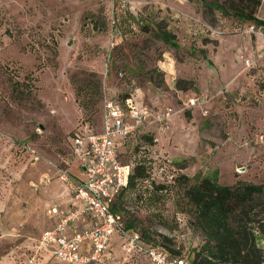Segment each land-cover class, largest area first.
<instances>
[{
    "label": "rangeland",
    "instance_id": "1",
    "mask_svg": "<svg viewBox=\"0 0 264 264\" xmlns=\"http://www.w3.org/2000/svg\"><path fill=\"white\" fill-rule=\"evenodd\" d=\"M256 17L264 20V0ZM162 30L178 49L160 39ZM179 80H190L184 95ZM125 94L173 111L166 132H151L153 146L136 135L120 148L123 163H144L149 174L119 203L137 232L191 264L204 243L184 197L194 176L264 184V28L201 0H0V264H28L47 209L68 199L56 177L68 137L83 125L100 131L105 98ZM70 169L81 173L76 162ZM181 174L190 181L178 184ZM261 200L251 222L259 231ZM255 236L264 264V236ZM119 242L114 235L115 254ZM44 263L64 264L51 255L35 264Z\"/></svg>",
    "mask_w": 264,
    "mask_h": 264
},
{
    "label": "built area",
    "instance_id": "2",
    "mask_svg": "<svg viewBox=\"0 0 264 264\" xmlns=\"http://www.w3.org/2000/svg\"><path fill=\"white\" fill-rule=\"evenodd\" d=\"M197 101L191 98L187 104L193 107ZM103 109L100 131L83 125L68 137L69 156L56 167L68 203L47 209L53 224L39 236L28 264H35L42 252L64 264H128L138 256L149 264H188L160 244L146 242L139 232L125 230L112 210L133 168V162L121 160L122 143L153 130L166 132L172 109L154 108L133 96L105 98ZM25 149L33 153L29 147ZM74 162L80 174L71 172ZM114 235L120 239L117 254H112L110 246Z\"/></svg>",
    "mask_w": 264,
    "mask_h": 264
},
{
    "label": "trees",
    "instance_id": "3",
    "mask_svg": "<svg viewBox=\"0 0 264 264\" xmlns=\"http://www.w3.org/2000/svg\"><path fill=\"white\" fill-rule=\"evenodd\" d=\"M207 7L220 10L223 14L231 11L232 15L242 21L253 23L256 26L264 28V21L256 17L257 9L262 0H227L219 4L215 0H201ZM147 27L142 26L146 32ZM160 39L173 49H178L177 38L174 34L167 31H159ZM203 55V54H202ZM190 80H179L176 89L186 91L189 88L184 87ZM18 83L14 84L13 90H18ZM16 88V89H15ZM77 95L75 94L77 103ZM128 94L120 96L123 100ZM80 108L85 110V106L77 103ZM139 140L142 144L153 146L155 138L153 134H139ZM139 146V145H138ZM167 165L171 161L166 160ZM180 165V166H179ZM170 166V165H169ZM179 169H185L187 163L177 164ZM147 167L144 163L134 164L127 185L122 190L117 200L112 206L113 212L120 217V221L125 230H135L133 220L124 221L121 214L120 201L127 190H132L139 186L140 182L148 178ZM190 178L181 174L176 178L178 184H186ZM156 190L164 189L163 185L155 186ZM184 197L194 208V222L200 230L204 241L200 250L196 251L191 264H261L262 254L255 235L264 236V216L260 222L262 225L260 231L251 226L255 220V210L262 204L264 198V184H255L247 181H237L231 186L219 185L215 178L194 176V183L184 190ZM261 200V201H260ZM123 208H125L123 206ZM141 234V233H140ZM142 238L148 243H158L171 256H177V252L170 249L163 241L155 240L149 234L143 232ZM171 243V240L163 237Z\"/></svg>",
    "mask_w": 264,
    "mask_h": 264
},
{
    "label": "crops",
    "instance_id": "4",
    "mask_svg": "<svg viewBox=\"0 0 264 264\" xmlns=\"http://www.w3.org/2000/svg\"><path fill=\"white\" fill-rule=\"evenodd\" d=\"M260 20H261V19H260ZM263 21H264V20H263ZM163 69H164L163 67H160V70L164 71ZM168 70H169V72L171 71L169 68H168ZM174 77H175V76H174ZM190 77H191V76H190ZM196 77H197V75L194 76V81H195V83H196ZM169 78L171 79L170 74H166V83L168 84L169 88L172 90V87H170V85L172 84V82H170V81H172V80H170ZM176 92H177V94H180V95H181V94H182V95L185 94L184 92H182V91H178V90H177ZM183 93H184V94H183ZM201 94H203V93H201ZM180 97H181V96H180ZM67 203H68V199H67L66 197H64V198H63V201H62L61 204H62L63 206H65ZM52 224H53V220H50V219L48 218V227H47L46 229L50 228ZM46 229H44V230H46ZM44 230H43V231H44ZM43 231H42V232H43ZM42 232H41V233H42ZM40 235H41V234H40ZM37 240H38V239H37ZM36 243H37V241H36ZM34 248H35V247H34ZM112 254H115V251L112 250ZM47 255H49V254H48V253H45V252H42L40 257L44 258V256H47ZM135 258H143V256H138V257H135ZM135 258H134V259H135ZM40 259H41V258H40ZM134 259H133V260H134ZM143 259L146 260L145 258H143ZM44 261H45V260L43 259V260H40L39 262H40V263H43ZM146 261H147V260H146ZM131 262H132V261H131ZM44 264H45V263H44Z\"/></svg>",
    "mask_w": 264,
    "mask_h": 264
},
{
    "label": "water",
    "instance_id": "5",
    "mask_svg": "<svg viewBox=\"0 0 264 264\" xmlns=\"http://www.w3.org/2000/svg\"><path fill=\"white\" fill-rule=\"evenodd\" d=\"M242 170V169H241Z\"/></svg>",
    "mask_w": 264,
    "mask_h": 264
}]
</instances>
